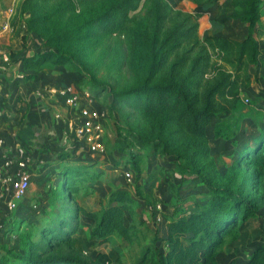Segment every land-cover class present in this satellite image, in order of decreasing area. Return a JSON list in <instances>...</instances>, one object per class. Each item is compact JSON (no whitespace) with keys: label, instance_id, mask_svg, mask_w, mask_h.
Returning <instances> with one entry per match:
<instances>
[{"label":"trees","instance_id":"16d2710c","mask_svg":"<svg viewBox=\"0 0 264 264\" xmlns=\"http://www.w3.org/2000/svg\"><path fill=\"white\" fill-rule=\"evenodd\" d=\"M217 1L192 0L194 13L176 9L169 0L18 4L15 15L46 50L29 56L24 45L13 61L36 74L68 66L79 74L82 88L91 87L96 100L108 94L103 107L113 119L115 140L111 148L105 140L106 152L120 156L118 163L129 167L134 183L132 191L112 190L98 210L87 209L80 199L87 203L95 195L92 186L102 177L94 171L99 163L77 162L70 152L59 153L50 164L58 168V183L43 179V186H49L47 212L25 228L15 218L9 232L18 235V243L0 244V264H108L102 253L86 254L80 244L81 216L95 223L91 240L100 247L113 238L124 241L133 249L134 264H239L236 259L221 262L219 255L258 217L264 201V110L257 109L262 118L257 131L245 138L241 127L243 96L262 67L256 29L264 1L231 0L228 19L246 25L243 40L217 35L202 39L199 20ZM224 115L234 120L221 119ZM212 123L215 139H239L236 160L224 172L210 144ZM159 156L174 166L178 179L166 213L163 207L155 209L148 200L153 191L141 183L146 162ZM193 181L205 188L202 202L183 194ZM144 205L159 211L156 220L166 222L167 234L146 238L141 228L146 224L137 219ZM111 264L124 262L118 257ZM248 264H264V246L253 250Z\"/></svg>","mask_w":264,"mask_h":264},{"label":"rangeland","instance_id":"374dc122","mask_svg":"<svg viewBox=\"0 0 264 264\" xmlns=\"http://www.w3.org/2000/svg\"><path fill=\"white\" fill-rule=\"evenodd\" d=\"M173 6H175L176 9H179V10H182L183 12H188V13H194L196 9V8L194 9V4L192 0H180V3H178L177 5H173ZM220 10H221V7H220ZM220 10L216 12L214 16V17H217L215 19L216 24L221 26L220 28L217 27L216 29H213L212 34H215V35L222 33V30L225 29V27H223L224 22L227 20H230L228 19L230 15L226 14L228 12V7H224V10L222 13H220ZM189 11H193V12H189ZM223 14L224 16H222ZM214 17H211V18H214ZM219 18L221 20H218ZM199 23H200V20H199ZM199 35L200 37H204L206 35L204 25L203 27L200 26ZM29 37H34V39H36L37 42L41 43V45L38 46L34 39L29 40L35 52H41V51L46 50L45 48H43L42 41L36 35L28 34V38ZM25 45L26 47H28L27 41ZM213 60L215 63H217L218 62L217 56L214 55ZM64 67H66L70 72L73 71V70L71 71L70 68H68V66H64ZM44 71L49 72L50 70L46 69ZM44 71H41L39 73L43 74ZM255 71H256L255 69H252L250 72L252 79H254V76L256 73ZM256 74H258L257 75L258 79L256 81L253 80L251 88L243 96L244 97L243 102H244L245 107L242 110V113L245 114V118L243 119V123L241 127H242V131L247 133L245 134L246 135L245 138H247L251 132L257 131L256 124H259L260 126L262 125L261 115L260 113H258L259 111L256 108L258 107V108H261V110H264V86H263L264 83L261 82L262 77L259 76L260 74L259 70L257 71ZM66 77H69L70 79V83L67 84L66 86L72 85L74 87H79L82 92L87 91V90L91 91V87L88 85H84L83 86L84 88L81 87L82 85H80L79 83L80 76L76 72L73 71L71 74H68V75L66 74ZM58 84L56 86H58ZM52 96L51 94H48L46 96L47 98L46 100L48 101V103H50L49 105L54 106V104L57 103V101ZM107 97H108V94H103L101 100H96L95 94L93 95L94 106L96 107L97 110L99 111L102 110L103 112L104 110H106L103 107L104 106L103 103H104V100L107 99ZM53 110L55 109L53 108ZM55 112L63 114V112H61V109ZM107 115L105 114V117L102 119V127L104 131V141L106 140L107 147L111 148L112 146L111 144L115 140V129L113 125V119L109 117L108 112H107ZM221 119L223 120L228 119L231 121L234 120V118L232 117L229 118L227 117V115L221 116ZM48 121L50 122V120ZM50 125H51L49 126L50 128L49 127L48 129L45 128V131L41 135H38V138H37L38 142L35 141L34 148L32 150L31 148H29L32 153H35L38 150L39 155L38 157H36V163L34 164V167L31 168L33 175H36V177L35 176L33 177L32 182H31V187L28 191V194L19 203L17 216L15 215V217L18 220H21L20 225L23 226L24 228L30 222L41 217L44 212H47V195L46 194L48 192L49 186H43L44 185L43 179L49 178V179H52V182H54L55 184L58 183L57 178H55L58 168L55 166H51L50 164L54 160V158H56L57 155H59V153L67 152V149L63 150L62 148L63 146H65V144L66 145H68L69 143L72 144V142L74 144V139L71 136V134L67 132L68 135H70L71 141L68 139L69 137L68 135H66L67 137L64 140H61L62 133L58 132V129H57L58 125L57 126L55 125V127H53V124L51 123ZM213 126H214V123H212L209 128L210 144L212 147L213 156L216 159L217 166L221 172H224L229 167V165H231L236 160V156H237L236 150L238 148L239 139L236 138L235 141L233 140L224 141L221 139H215L213 136L214 134ZM67 131H68V128H67ZM73 144H72V147L74 150V158H75L74 160L75 161L81 162V161H89V160L96 159V161L99 163V166H96V168H94V171L97 173H102V177L98 179V181L94 183L92 186L94 187L95 191L97 188L95 195L92 197V199L96 203L98 202V198L103 199L104 197H108L109 193L116 188L128 189L130 191L133 190L134 177L132 178V181H128L125 175L128 172L130 173L132 172L130 171L128 166L118 163L119 162L118 158H120V156L117 153L114 155H111L107 152L106 154L102 156H94V155L89 154L86 150L80 151L77 148H74L76 146L75 144L74 145ZM144 167H145V173H144L143 180L141 183L143 184L144 188L145 187L153 188L152 189L153 193L151 197L148 198V200L152 202L154 206L156 205L159 206L160 209L163 207V209H165L164 212L166 213L167 211L171 210L170 207H166V206L170 202L171 193H172V190H174L173 185L177 183L178 181L175 168L172 164L168 163L165 159H163L160 156L150 158L149 161L146 162ZM151 174L155 175V178L152 180L149 179V175ZM188 186H189V189L186 190L183 194L186 197L190 195H196L199 198V201L202 202L205 198V194H204L205 188L196 181L191 182ZM43 187H46V190H43L42 189ZM81 195L82 193H80V196ZM261 195H264V194H261ZM80 201L82 204H84L82 197ZM85 205L87 209H94L93 207H95V205L94 206L90 204H85ZM157 206L155 207V209H157ZM146 208L147 207L144 205L142 209L139 210V213L143 212V214L140 218H137V219L138 221L145 222L146 225L141 228L144 231L146 238L149 241H151L154 238L155 233L156 232L162 233L164 228L162 226V223L157 222V220H155L154 218L155 216L152 214L153 212L158 214L159 213V211H157L158 209L157 210L153 209L152 211ZM191 209L193 208L191 207ZM126 223L127 224L131 223V219L129 216L126 217ZM11 237L12 236L10 235L9 236L10 242L15 240V239H12ZM84 240L86 244L91 243L92 241L90 240V238H86ZM159 245L163 247L161 243ZM260 246H264V201L259 210L258 217L250 219L248 223L241 229V236L239 237L238 240L231 242L229 244H226L223 247L219 255V260L221 262L227 263L231 259H237L238 262L248 264V257L250 256V254L253 252L255 248L260 247ZM132 250L133 249L130 246L124 243L115 249V252H117V254H113V253L110 255H108L109 253L106 254V256L107 255L108 256L102 258V262L108 263V260H110L108 264H111V262H113L115 258H117V256H120L123 259L124 264H134L136 260L133 257ZM88 254L95 256L96 252L94 250L92 251L91 249L90 253Z\"/></svg>","mask_w":264,"mask_h":264},{"label":"crops","instance_id":"0c3cea01","mask_svg":"<svg viewBox=\"0 0 264 264\" xmlns=\"http://www.w3.org/2000/svg\"><path fill=\"white\" fill-rule=\"evenodd\" d=\"M12 1L13 0H0V119L3 131L2 135L0 136V172L4 171L3 163L6 158L10 156L21 157L24 154L31 157V168H33L39 152L37 150L35 153H32L31 150L34 148L35 141L38 142V135H41L45 131V128L48 129V127L51 126L50 123L53 124V127H55V125H58V132L62 133L61 140H64L67 137L66 135H68V126L65 123L55 119V111L61 109V112H63V115L65 117H74V115L76 114V111L68 108L61 99V89H63L67 84L70 83V79L69 77H66V74H71L73 71L70 72L64 66H58L55 69L50 70L49 72L44 71L43 74H36L32 71H25L22 62L13 61L14 56L18 55L22 51L26 43L24 41L25 37H27V48L29 50L28 55L31 56L33 54L34 50L29 40L34 39V37L28 38L27 25L25 21L17 18L16 15L12 19L13 30L3 31V17L1 15V12L9 5H11ZM21 1L22 0H19V2ZM169 1L172 5H177L178 3H180V0ZM224 7H228V12L226 13L227 15L233 14L231 0H218L215 4L209 6L204 10V14L200 19V26H205L206 35L201 38L204 39L207 36L215 35L212 34L213 29L221 27L216 24L215 19L217 17L214 16L215 13L219 10L220 13H222ZM195 8L196 7L194 6V9ZM262 11L261 24L260 27L256 29V39L260 48V62L262 64V67L259 69V76L262 77L261 82L264 83V4ZM222 16H224V14ZM218 20L221 19L219 18ZM223 27H225V29L222 30V33L216 34L217 36L243 40L247 35V27L240 21L227 20L224 22ZM34 40L38 46L41 45V43L37 42L36 39ZM28 75H34L35 78L29 79ZM57 84L58 86H56ZM48 94H51V96L54 95L52 97L57 101L54 106L52 105L53 107L49 105L50 103H48V101L46 100V96ZM53 108L55 110H53ZM256 109L261 108L257 107ZM48 120H50V122ZM68 136V139L71 141L70 135ZM72 144H65V146H63L62 148L63 150L67 149V152H70L74 158V150ZM29 148H31V150ZM34 176L36 177V175H33V177ZM145 188H147V192H152L153 188ZM2 190L3 188L0 186V196L3 195ZM106 198L107 197H104L103 200H105ZM100 200L101 199L98 198V202L96 203L92 198H90L87 203H84V205H95V207L93 208L95 210H98L100 207ZM17 211L13 213L8 212L5 202L0 201V244L17 246L18 235L9 232L10 227L14 226L15 224V215L17 216ZM154 218L155 220H159L160 214H157ZM80 221L81 227L78 233V238L86 253L87 251L88 253H90L92 249V251L94 250L96 254L98 252L102 253V258H104L112 253L117 254V252H115V249L125 243L120 239L113 238L104 247H100L99 245H97L96 240H92L91 243L86 244L84 239L90 238L95 223L94 221L83 216L80 217ZM161 223L164 228L162 233L167 234L166 222L161 221ZM10 235L12 236V239H15L12 242L9 241ZM106 254L108 255L106 256ZM118 257L120 256H117V258ZM117 258H115V260ZM109 261L110 260H108V263ZM238 263L244 264L241 262Z\"/></svg>","mask_w":264,"mask_h":264},{"label":"built area","instance_id":"2783aa9c","mask_svg":"<svg viewBox=\"0 0 264 264\" xmlns=\"http://www.w3.org/2000/svg\"><path fill=\"white\" fill-rule=\"evenodd\" d=\"M19 3V0H13L12 4L1 12L3 31L13 30L12 19ZM61 99L68 108L76 111V114L74 117H65L62 113H56L55 119L68 126V133L73 137L76 148L80 151L86 150L94 156L106 154L102 119L107 115V111L96 109L91 91L82 92L79 87L68 85L61 89ZM2 133L0 119V136ZM31 165V157L25 154L21 157L10 156L4 160V171L0 172V186L3 188L0 201L5 202L10 213L18 210L19 203L28 194L33 179ZM125 175L128 181H132V173ZM157 209L160 210V207L157 206Z\"/></svg>","mask_w":264,"mask_h":264}]
</instances>
